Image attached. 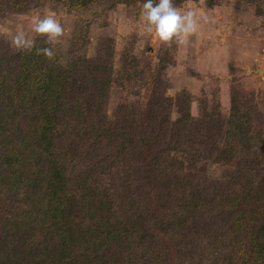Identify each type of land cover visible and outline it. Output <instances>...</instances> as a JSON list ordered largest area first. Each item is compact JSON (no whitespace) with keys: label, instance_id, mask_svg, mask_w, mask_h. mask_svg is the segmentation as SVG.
<instances>
[{"label":"trees","instance_id":"16d2710c","mask_svg":"<svg viewBox=\"0 0 264 264\" xmlns=\"http://www.w3.org/2000/svg\"><path fill=\"white\" fill-rule=\"evenodd\" d=\"M45 2L0 0V16ZM86 39L47 58L0 38V264H264L255 92L233 88L226 117L203 98L197 117L188 102L174 120L159 104L108 111L113 70Z\"/></svg>","mask_w":264,"mask_h":264},{"label":"rangeland","instance_id":"374dc122","mask_svg":"<svg viewBox=\"0 0 264 264\" xmlns=\"http://www.w3.org/2000/svg\"><path fill=\"white\" fill-rule=\"evenodd\" d=\"M142 3L96 0L81 12L51 0L40 6L33 3L26 10L0 16V38L9 44L10 35L17 31L30 35L37 17L51 15L63 28L62 36L49 43L56 54H66L70 38L76 37L80 44L85 34L87 45L82 53L91 62L99 57L111 65L114 82L107 96L108 111L135 101L159 104L174 120L188 102L190 115L197 117L203 98L209 111L226 117L231 90L238 88L245 95L255 92L258 124L264 132V0H219L212 6L206 0H173L181 11L191 5L214 18L185 45L165 44L147 34ZM216 103L219 107L213 111L211 105ZM166 136L174 135L167 131ZM218 167H205L206 178L219 179Z\"/></svg>","mask_w":264,"mask_h":264},{"label":"clouds","instance_id":"9594fccd","mask_svg":"<svg viewBox=\"0 0 264 264\" xmlns=\"http://www.w3.org/2000/svg\"><path fill=\"white\" fill-rule=\"evenodd\" d=\"M142 20L144 31L162 43L174 41L185 45L189 37L197 35L203 25L214 23V18L203 10L197 11L189 5L181 11L173 4V0H143ZM30 35L17 31L10 35L9 46L17 52H35L47 58L53 56V50L47 46H37V37H42L45 44L56 41L63 34V28L51 15L37 17L29 29Z\"/></svg>","mask_w":264,"mask_h":264}]
</instances>
